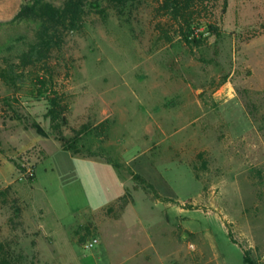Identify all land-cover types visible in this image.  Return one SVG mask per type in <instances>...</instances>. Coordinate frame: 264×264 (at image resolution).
<instances>
[{
  "label": "rangeland",
  "instance_id": "1",
  "mask_svg": "<svg viewBox=\"0 0 264 264\" xmlns=\"http://www.w3.org/2000/svg\"><path fill=\"white\" fill-rule=\"evenodd\" d=\"M26 1L0 0V21ZM155 7L94 9L68 38L60 131L45 98L0 81V243L14 264H145L149 234L166 264H202L206 236L225 245L229 230L264 262V0H229L222 34L194 50L159 41ZM135 174L173 201L134 190Z\"/></svg>",
  "mask_w": 264,
  "mask_h": 264
},
{
  "label": "trees",
  "instance_id": "2",
  "mask_svg": "<svg viewBox=\"0 0 264 264\" xmlns=\"http://www.w3.org/2000/svg\"><path fill=\"white\" fill-rule=\"evenodd\" d=\"M143 0H65L57 5L51 0H28L9 21H0V81L14 90L34 95L37 93L49 102L47 117L53 129L60 131L68 124V113L73 102L61 81L63 72L70 67L60 65L68 38L81 32L90 20L93 10L104 14L107 9L123 10ZM229 0H154L156 32L166 45L180 42L190 49L208 45L210 39L220 36V17L227 10ZM106 3V7H102ZM18 30V31H17ZM22 30V33H18ZM107 123L102 125L106 132ZM40 128V127H39ZM87 131L88 128L84 127ZM41 130V129H40ZM83 135V133H79ZM66 151L82 153L77 142L60 137ZM134 190L142 188L159 201L172 202L162 197L155 186L139 174H135ZM113 212L114 207L109 208ZM233 243L240 245L229 230ZM86 237H79L85 244ZM244 251L246 264L256 263L251 253ZM0 264H14L7 245L0 243ZM260 264H264L260 263Z\"/></svg>",
  "mask_w": 264,
  "mask_h": 264
},
{
  "label": "crops",
  "instance_id": "3",
  "mask_svg": "<svg viewBox=\"0 0 264 264\" xmlns=\"http://www.w3.org/2000/svg\"><path fill=\"white\" fill-rule=\"evenodd\" d=\"M227 235L229 237V231ZM206 237L208 239L206 238L203 242L206 244V248L208 247L213 250L212 252L214 253V256L205 257L206 251L201 247V245H199V253L203 258L202 264H246L244 251L240 245L233 243L230 237L229 240L231 243L228 241L225 245H220L218 240L214 239L211 235ZM142 242V248L145 253L143 261L145 264H166L164 256L161 255V245L158 243L157 236L154 237V235L149 234L142 240ZM256 242L259 244L261 241L255 240V243ZM230 245L233 247L235 246L234 248L238 249V251L234 250L233 253H231L228 250H224L223 247L231 248ZM104 254L106 255V258L112 261L113 256L111 254V249H109L108 252L106 251Z\"/></svg>",
  "mask_w": 264,
  "mask_h": 264
},
{
  "label": "built area",
  "instance_id": "4",
  "mask_svg": "<svg viewBox=\"0 0 264 264\" xmlns=\"http://www.w3.org/2000/svg\"><path fill=\"white\" fill-rule=\"evenodd\" d=\"M99 244H100V238L93 237L86 243L85 247L91 250V249H95ZM263 261H264V256H263Z\"/></svg>",
  "mask_w": 264,
  "mask_h": 264
}]
</instances>
